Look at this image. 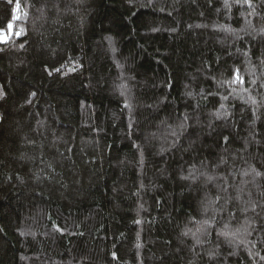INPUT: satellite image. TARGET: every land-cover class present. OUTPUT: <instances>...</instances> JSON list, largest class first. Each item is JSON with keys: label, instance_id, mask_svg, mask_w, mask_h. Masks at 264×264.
<instances>
[{"label": "trees", "instance_id": "trees-1", "mask_svg": "<svg viewBox=\"0 0 264 264\" xmlns=\"http://www.w3.org/2000/svg\"><path fill=\"white\" fill-rule=\"evenodd\" d=\"M16 7L0 264H264V0Z\"/></svg>", "mask_w": 264, "mask_h": 264}, {"label": "snow or ice", "instance_id": "snow-or-ice-1", "mask_svg": "<svg viewBox=\"0 0 264 264\" xmlns=\"http://www.w3.org/2000/svg\"><path fill=\"white\" fill-rule=\"evenodd\" d=\"M19 7V0H17V7L16 8H14L13 9V12H14V14H15V12H16V10H17V8ZM12 25H11V23L9 24V27H11ZM18 34V33H17ZM227 139V138H226Z\"/></svg>", "mask_w": 264, "mask_h": 264}]
</instances>
